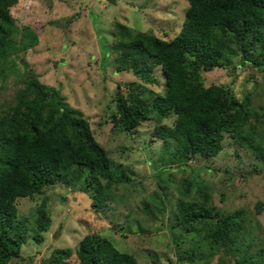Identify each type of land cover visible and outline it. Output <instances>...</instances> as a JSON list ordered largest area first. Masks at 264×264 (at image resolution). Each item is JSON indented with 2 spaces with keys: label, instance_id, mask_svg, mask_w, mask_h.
<instances>
[{
  "label": "rangeland",
  "instance_id": "1",
  "mask_svg": "<svg viewBox=\"0 0 264 264\" xmlns=\"http://www.w3.org/2000/svg\"><path fill=\"white\" fill-rule=\"evenodd\" d=\"M185 7V0H16L9 7L10 39L18 49L0 59V116L15 101L16 89L24 87L31 71L41 84L55 87L69 108L86 117L94 138L105 149L109 170L123 169L128 178V183L110 186L106 204L97 210L90 206L87 194L59 184L40 195L17 198V217L29 231L21 255L40 254L45 243L73 247L87 232L106 237L139 264H237L249 256L264 264V162L249 147L224 136L211 158L198 154L177 158L173 154L177 142H163L154 134V127L170 125L172 116L159 123L142 121L130 135L110 118L116 85L125 92V86L140 83L128 71H114L112 24L121 22L133 29L131 33L173 36ZM31 35L36 38L33 45ZM231 60L201 72L204 85H229L236 98L249 96L252 111L263 116L260 122L250 120L256 130L253 139L259 142L264 138V64L242 65L238 56ZM153 75L158 84L140 87L146 99L152 96L148 89H162V73L156 68ZM97 180L104 183L102 178ZM180 198L221 214L234 213L243 224L229 229L224 245L209 246L200 240L204 236L182 234L176 228L169 236L168 225L176 218L175 203ZM39 210L50 216L41 243L31 239ZM189 248H194L191 260L185 258ZM7 264L39 263L11 259Z\"/></svg>",
  "mask_w": 264,
  "mask_h": 264
},
{
  "label": "trees",
  "instance_id": "2",
  "mask_svg": "<svg viewBox=\"0 0 264 264\" xmlns=\"http://www.w3.org/2000/svg\"><path fill=\"white\" fill-rule=\"evenodd\" d=\"M15 1L0 0L1 60L18 49L10 39L8 12ZM185 1L179 29L173 36L131 33L133 29L121 22L112 24L114 71H128L140 83L125 86V92L116 85L115 111L110 118L130 135L142 121L154 119L159 123L172 116V123L156 125L154 134L163 142H177L173 152L177 158L193 154L211 158L227 136L235 144L249 147L264 162V138L254 141L256 130L250 123L251 119L260 122L263 116L252 111L249 96L236 98L229 85H204L201 75L230 64L234 56L242 65L264 64V0ZM30 37L33 45L36 38ZM156 68L164 78L162 89H148L152 96L146 99L140 87L158 84L153 75ZM27 77L24 87L16 89L15 101L0 116V264L11 259L39 264H139L131 253L106 237L87 232L73 247L45 243L40 254H20L29 231L17 217V198L40 195L59 184L87 194L90 206L97 210L106 204L111 185L128 183L123 169L117 173L109 170L105 149L94 138L86 117L69 108L55 87L41 84L31 71ZM98 177L104 179L103 184ZM175 204L176 218L168 225L169 236L176 228L182 234L204 236L200 240L209 246L224 245L229 229L243 224L234 213L221 214L195 200L180 198ZM35 219L31 239L41 243L50 216L46 210H39ZM193 252L194 248H189L185 258L191 260ZM252 257L236 263L257 264Z\"/></svg>",
  "mask_w": 264,
  "mask_h": 264
},
{
  "label": "water",
  "instance_id": "3",
  "mask_svg": "<svg viewBox=\"0 0 264 264\" xmlns=\"http://www.w3.org/2000/svg\"><path fill=\"white\" fill-rule=\"evenodd\" d=\"M109 3H114V0H108Z\"/></svg>",
  "mask_w": 264,
  "mask_h": 264
}]
</instances>
